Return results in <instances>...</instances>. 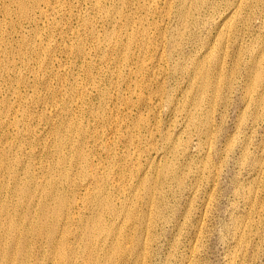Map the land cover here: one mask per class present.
<instances>
[{
  "label": "rangeland",
  "instance_id": "obj_1",
  "mask_svg": "<svg viewBox=\"0 0 264 264\" xmlns=\"http://www.w3.org/2000/svg\"><path fill=\"white\" fill-rule=\"evenodd\" d=\"M32 1L35 3L32 23L24 18L20 20L19 16H15V20L20 23L18 29H20L21 34H29L33 45L35 43L36 52L35 55L33 54L34 57L28 58L25 53L21 54L17 51L15 52V60L16 63H19L17 68L18 71L21 69L19 71L21 76L29 74V70H26L28 65L33 67L34 72L38 74L35 75L36 80L33 77L29 81L30 84L32 83L31 89H33V92L29 94L33 95H30L31 97L26 95L19 102L13 99V102L16 105L19 104V108L21 107L17 113L18 116H16L20 124L16 131H11L13 136L11 135V139L8 140L9 143H14L13 147H9V143L2 144L0 142V150L2 148L5 150L4 147H6L7 150L5 151L9 152L6 153L4 160L0 157V224L2 225H0V235L7 233L11 219L16 220L19 223L18 229L29 228L31 230L26 232V239L28 240V247L26 248L29 252L27 264H52L47 252V238H44L48 237L50 227H57L60 232L63 229L65 231L70 230L71 234L74 233L72 237L78 233L76 237L82 235L83 238L90 234L94 223L99 222V218L102 217L101 219L104 221L100 219V224L103 226L102 233L98 232L101 233L100 235L97 233L98 237L101 236V243L106 238L110 241L111 237L108 236L106 229L111 228L112 225L114 229H119L123 234L121 240L127 247V251L125 258L119 260L118 264L124 262V264H264V104L255 103L261 98L264 99V80L260 81L256 76L258 72L264 71V60L260 59L261 57L264 58V16H260V10L253 9L255 15H252V20L246 11H242L244 13L242 16L248 17L250 23L247 25L241 22L239 24L241 28L239 38L236 42L228 43V40H220L219 32L222 23L231 14L230 7L238 4L237 0H233V2L232 0H220L221 2L211 0L208 7L205 6L199 10L195 6L190 7V14L193 13L188 23V27H190L185 29L186 32L183 29L186 36L183 42L180 40L178 53H172V41L177 38V31L181 29L176 14L182 5L177 0H173L174 2L171 0H145L147 3L143 0H140L141 2L132 0L130 5L109 0ZM119 3H122V6ZM170 3H174V6L170 7ZM51 5L54 7L52 8ZM114 5H117L119 10H123L122 13H118V11L115 13V10L111 11V8L114 9ZM143 5H146L145 8ZM187 5L189 7L191 4L188 3ZM126 6L128 7L126 8ZM209 7L213 9H209ZM105 9L113 13V17L116 14L115 19L107 18V15L103 13ZM39 10L44 12H41L43 16L39 14ZM49 11L52 13L50 14ZM120 15H124L122 16L123 19ZM125 16H127L126 19ZM3 17L1 15L0 18ZM110 19H113L112 22L109 21ZM26 24L28 25L26 26ZM6 25L4 31L9 30V24ZM111 31L116 32V40L105 39L108 33H112ZM143 32L147 34L145 35ZM16 35L15 37L18 38L19 34ZM216 35L218 40H215ZM38 36L40 37L38 38ZM131 36H134L136 40L131 43V48L126 49ZM117 39H119L118 43ZM259 43L263 44L260 45ZM115 44H118L117 47ZM209 46L214 51L213 57L227 55L224 64V76L221 79L223 82H220L219 92L216 94L215 109L212 108L211 112L205 109L200 114L203 120L208 117V114L212 115H210L212 119V121L210 119L211 132L209 136L202 138L198 136V133L192 132L191 145L188 150L183 151V144L188 139V130H190L186 126V113L189 109L186 111L184 104L185 101L191 104L193 97L194 99L199 97L191 88L194 81L192 69L196 63L194 59H198L206 47L209 50ZM77 49L82 52L78 54ZM126 50L129 55L128 58H125ZM238 52L239 54L242 53V59L237 54ZM253 55L254 57L257 55L255 59L257 61L255 62L257 64L256 70L260 68L261 70H257L258 72L253 69L251 72L250 69L242 71L244 62L250 60ZM235 59H239V61ZM215 61L213 60L209 63L210 65L208 64L212 70L215 69ZM237 62L240 64L239 66H237ZM238 67V71L235 72ZM41 70H43L42 73ZM252 77L253 79H251ZM249 80L253 81L250 82ZM255 85L259 87L257 88ZM15 87H18L17 89L22 94L27 91L26 85L19 84V82L15 83ZM249 89L254 93V101L245 100L243 96ZM158 90L160 91L158 92ZM188 90H192L191 93H188ZM154 93L159 95L156 96ZM192 95L194 96L190 97ZM209 95L212 96L213 93H209ZM170 97L175 100L176 105L168 101ZM182 103L183 105H181ZM180 109L181 112H179ZM24 110H27V114L22 115ZM83 127L85 133H80L79 131H82ZM2 134L3 132H1ZM165 135L172 136L176 143L166 141ZM208 137L210 140L207 139ZM60 138H67L66 141H68H65L61 149L58 150ZM4 141L7 142L6 139ZM73 143L77 144L73 146ZM80 143L82 147L79 145ZM175 144L180 145L176 152L172 147ZM203 144H207V146ZM79 151L87 156L88 163L79 158ZM9 157H11L10 160H8ZM7 160L11 161L13 169L6 172ZM165 163H170L178 168L177 179L169 178L164 173L161 174L166 166ZM96 174L98 175L96 176ZM61 175L67 177V180H62ZM14 176H17L18 181L20 180L19 184L22 186L18 185L19 187L31 191L29 195H25L22 193L23 190L21 191L15 186ZM159 177L164 178V182L157 179ZM54 178L61 185L57 184L56 192L53 193L57 197L49 198L47 195L49 182H46L48 180L45 179L55 180ZM147 180L155 186L153 191L156 197L155 203L149 199V190L146 187ZM66 181L71 184L69 188V183ZM63 183L65 184L63 185ZM98 184H102L101 187ZM15 187L19 191H15ZM60 189L66 193L63 194ZM122 189L124 190L122 191ZM62 196L66 197V200L69 198L66 207L63 206L64 208L59 204L61 201L59 198ZM94 198L95 200H93ZM99 199L101 200L98 201ZM88 201H91L90 204ZM94 201L96 202L94 203ZM6 204L7 206H5ZM13 204H16L15 207ZM102 204H109L110 208H108L109 205L107 207L104 205L103 208L101 207ZM94 206L96 207L93 208ZM107 208L108 210L112 208L117 212L108 211ZM5 209L9 212H5ZM98 209H101L100 213H98ZM102 209L106 210V213ZM58 210L60 212H57ZM156 210L158 211L156 212ZM66 212L67 214H65ZM128 212L133 213L134 219L130 220L126 215ZM13 215L17 217L14 218ZM68 215L72 221L68 218L65 219ZM155 215H158V218ZM103 217L106 221L108 220L107 223ZM1 221L4 223L2 224ZM108 224L109 227L106 226ZM146 224L147 226H145ZM80 229L84 232H81ZM4 230L7 231L4 232ZM130 235L134 238L137 237L136 241L139 243L135 247L136 249H133L134 251L130 248L136 242L133 243L128 240ZM2 241L0 243L3 251L6 242L3 241V243ZM9 242L12 240L10 239ZM83 247L84 244L82 243L80 254H82ZM13 248H15L14 245ZM128 250H131L130 253ZM0 255V264H7L3 260L1 251ZM79 258L78 256L76 260Z\"/></svg>",
  "mask_w": 264,
  "mask_h": 264
},
{
  "label": "bare ground",
  "instance_id": "obj_2",
  "mask_svg": "<svg viewBox=\"0 0 264 264\" xmlns=\"http://www.w3.org/2000/svg\"><path fill=\"white\" fill-rule=\"evenodd\" d=\"M44 1V0H43ZM42 1V2H43ZM105 1V0H104ZM109 1H112V2H122L123 3V5H130L131 4V1L132 0H109ZM137 1H140V0H137ZM144 2H145V0H143ZM156 1V0H155ZM154 1V2H155ZM158 1V0H157ZM171 1H173V0H171ZM178 2H180V4L182 5V6H180V9L178 10V14H176L177 15V17H178V19H179V21L178 22H180V24H181V29H179L178 31H177V29H176V31H177V38L174 40V41H172L173 42V44H172V53H174V52H176V53H178V51H179V48H178V46H179V43H180V40H182V42H183V39H184V37L186 36L185 35V33H184V31H185V29H187V27H188V23H189V19H190V16H191V14H193V13H191L190 14V11H191V8L190 7H193V6H195L196 7V9H201V8H203V7H208V3H209V1H211V0H177ZM214 1V0H213ZM220 1V0H219ZM218 1V2H219ZM238 1V4H234L232 7H230L231 9H230V12H231V14L230 15H228V17H227V19L226 18H223V19H226V20H224V23H222L223 25L221 26V29H220V32H219V36H220V40L222 41V40H228V43H230L231 41H233V42H236L237 41V39L239 38V35H240V31H241V28H240V26H239V24L242 22L243 24H249L250 23V21H249V18L252 20V15H255L254 14V10L253 9H258V10H260V16H264V0H237ZM36 2V1H35ZM40 2H41V0H40ZM46 2V1H45ZM134 2V1H133ZM132 2V3H133ZM141 2V1H140ZM149 2V1H148ZM153 2V1H152ZM169 2V1H168ZM174 2V1H173ZM177 2V3H178ZM217 2V1H216ZM221 2V1H220ZM227 2H229V1H227ZM232 2H233V0H232ZM235 2V1H234ZM51 3V2H50ZM121 3V4H122ZM143 3V2H142ZM145 3H147V2H145ZM144 3V4H145ZM191 4L189 7H187L188 5L187 4ZM230 3V2H229ZM38 4V3H37ZM36 4V5H37ZM53 4V3H52ZM105 4V3H104ZM115 4V3H114ZM118 4V3H117ZM120 4V3H119ZM120 4V6H122ZM134 4V3H133ZM149 4V3H148ZM147 4V5H148ZM154 4V3H153ZM157 4V3H156ZM165 4H166V2H165ZM169 4V3H168ZM174 3H170V7L171 6H174L173 5ZM179 4V5H180ZM231 4V3H230ZM230 4L228 5V6H230ZM49 5V4H48ZM150 5V4H149ZM178 5V6H179ZM223 5V4H222ZM226 5V6H227ZM117 6V5H116ZM115 5H114V9H112L111 8V11L113 10H115V13H117V11H118V13L119 12H121L122 13V11L121 10H119V8H118V6L116 7ZM132 6V5H131ZM140 6V5H139ZM144 6V8H145V6L146 5H143ZM152 6V5H151ZM177 6V5H176ZM213 6V5H212ZM211 6V7H212ZM225 6V7H226ZM38 7H40V6H38ZM37 7V8H38ZM49 7H50V5H49ZM51 7H52V5H51ZM53 7H54V5H53ZM52 7V8H53ZM106 7V6H105ZM124 7V6H123ZM122 7V8H123ZM128 6H126V8H127ZM135 7V6H134ZM149 7V6H148ZM42 8V7H41ZM125 8V9H126ZM140 8V7H139ZM142 8V7H141ZM166 8V7H165ZM223 8V7H222ZM34 9H35V3L32 1V0H0V17H1V15L2 16H4L3 18H0V142H2V144L3 143H5V144H7V143H9V138H10V136L12 135L13 136V132H11V131H16V129L18 128V126H19V120L17 119V117L16 116H18L17 115V113L19 112V110H20V108L18 107V106H20L19 104L18 105H16L14 102H13V99H15L14 101H16V102H19L20 100H22V98H24L26 95H28V97H31L33 94H29L30 92H33V89H31L32 88V83L30 84L29 83V81H30V79L31 78H33V77H35L34 78V80H36V76L35 75H37L38 73L37 72H34V70L31 68V66L30 65H28L27 66V68L28 69H26V70H29V74L28 75H25V76H21L20 75V73L21 72H19L18 71V68H17V64H19V63H16L17 61L15 60V52H17L18 51V53H25L26 55H27V57L29 58V57H32L33 56V54L36 52V47L34 48V45H35V43H34V45H33V43H32V40L29 38V34L28 35H26V34H21V31H19L20 29H18V25L20 24L17 20H15L16 18H15V16H19L20 17V20H21V18H24V19H26V20H28V22H31L32 20H33V12H34ZM55 9V8H54ZM108 9V8H107ZM107 9H105V10H103V13H105L106 15H107V18H114L115 19V15H114V17H113V13H110V11L108 10L107 11ZM121 9V8H120ZM131 9V8H130ZM174 9V8H173ZM205 9V8H204ZM209 9H213V8H210L209 7ZM247 9H249L248 11H247ZM41 10H43V8L41 9ZM46 10V9H45ZM47 10H48V8H47ZM135 10V9H134ZM143 10V9H142ZM228 10V9H227ZM36 11V10H35ZM38 11V10H37ZM40 11V10H39ZM52 12H53V9L51 10ZM193 12H194V10H192ZM214 11V10H213ZM220 11V10H219ZM223 11V10H222ZM242 11H246L247 13V15H248V17H243L242 15L244 14ZM41 12H43V11H40V13L39 14H41ZM50 12V11H49ZM48 12V13H49ZM52 12H50V14L52 13ZM56 12V10L54 11V13ZM145 12V11H144ZM205 12V11H204ZM224 12V11H223ZM44 13V12H43ZM124 13H125V11H124ZM123 13V14H124ZM198 13V12H197ZM210 13V12H209ZM243 13V14H242ZM256 13V12H255ZM165 14V13H164ZM166 14H168V13H166ZM205 14V13H204ZM38 15V14H37ZM42 15V14H41ZM53 15V14H52ZM118 15V14H117ZM125 15V14H124ZM124 15H122V16H124ZM128 15V14H127ZM155 15V14H154ZM197 15V14H196ZM223 15V14H222ZM225 15V14H224ZM43 16V15H42ZM102 16V15H101ZM104 16V15H103ZM121 16V15H120ZM121 16V17H122ZM129 16V15H128ZM221 16V15H220ZM41 17V16H40ZM44 17H45V14H44ZM105 17V16H104ZM126 17L127 16H125V19H126ZM165 17H167V16H165ZM200 17V16H199ZM106 18V17H105ZM210 18V17H209ZM39 19V18H38ZM45 19H48V18H45ZM121 19V18H120ZM122 19H123V17H122ZM146 19V18H145ZM144 19V20H145ZM148 19V18H147ZM211 19V18H210ZM35 20H37V19H35ZM111 20H113V19H110L109 21L110 22H112ZM117 20V19H116ZM130 20V19H129ZM162 20V19H161ZM25 21V20H24ZM39 21H40V19H39ZM192 21H194V20H192ZM202 21V20H201ZM206 21V20H205ZM204 21V22H205ZM215 21V20H214ZM223 21V20H222ZM263 21V20H262ZM23 22V21H22ZM21 22V23H22ZM27 22V21H26ZM25 22V23H26ZM34 22V21H33ZM37 22V21H36ZM129 22V21H128ZM145 22H146V20H145ZM144 22V23H145ZM195 22V21H194ZM198 22V21H197ZM200 22V21H199ZM9 24V30H7V31H4V28L6 29V27H4L6 24ZM32 23V22H31ZM37 23H39V22H37ZM127 23V22H126ZM149 23V22H148ZM191 23V22H190ZM7 24V25H8ZM111 24V23H110ZM129 24V23H128ZM198 24V23H197ZM201 24V23H200ZM254 24V23H253ZM6 25V26H7ZM28 24H26V26H27ZM196 25V24H195ZM203 25V24H202ZM108 26H109V24H108ZM128 26H130V25H128ZM156 26H157V24H156ZM192 26H193V24H192ZM199 26V25H198ZM242 26V25H241ZM244 26V25H243ZM24 27V26H23ZM32 27V26H31ZM154 27V26H153ZM176 27V26H175ZM190 27V26H189ZM188 27V28H189ZM246 27V26H245ZM249 27V26H248ZM20 28V27H19ZM28 28V27H27ZM125 28H127V27H125ZM216 28V27H215ZM244 28V27H243ZM183 29H184V31H183ZM25 30V29H24ZM30 30V29H29ZM153 30V29H152ZM161 30V29H160ZM213 30V29H212ZM246 30V29H245ZM26 31V30H25ZM27 31H28V29H27ZM114 31V30H113ZM175 31V30H174ZM244 31V30H243ZM29 32V31H28ZM112 32V31H111ZM119 32H120V30H119ZM186 32V31H185ZM251 32V31H250ZM253 32V31H252ZM19 34V37L18 38H16L15 37V35L16 34ZM40 33V32H39ZM116 33V32H115ZM114 32H112V33H106L107 35H106V37H105V39H107V38H109V39H114V40H116L115 39V37H116V34H115ZM144 34H145V32H143ZM189 33H190V31H189ZM188 33V34H189ZM198 33V32H197ZM217 33H218V30H217ZM243 33H245V32H243ZM128 34V33H127ZM131 34V33H130ZM133 34V33H132ZM140 34V33H139ZM147 34V33H146ZM145 34V35H146ZM211 34H212V32H211ZM215 34V33H214ZM250 34V33H249ZM256 34H257V32H256ZM261 34V33H260ZM33 35V34H32ZM39 35V34H38ZM41 35V34H40ZM43 35V34H42ZM154 35V34H153ZM176 35V34H175ZM17 36V35H16ZM128 36V35H127ZM143 36V35H142ZM152 36V35H151ZM204 36V35H203ZM263 36V35H262ZM37 37V36H36ZM40 36H38V38H39ZM102 37V36H101ZM146 37V36H145ZM210 37V36H209ZM214 37V36H213ZM260 37V36H259ZM35 38V37H34ZM42 38V37H41ZM255 38V37H254ZM37 39V38H36ZM103 39H104V37H103ZM104 39V41H106ZM108 39V40H109ZM147 39V38H146ZM173 39V38H172ZM217 39V35H216V37H215V40ZM256 39V38H255ZM260 39V38H259ZM101 40V39H100ZM118 40L119 39H117V43H118ZM121 40V39H120ZM136 39H135V37L134 36H131L130 38H129V43H128V45L125 47L126 49H129V48H131L130 47V45H131V43H133L134 41H135ZM187 40V39H186ZM218 40V39H217ZM40 41V40H39ZM103 41V40H102ZM223 41V42H224ZM252 41V40H251ZM255 41H257V40H255ZM261 41V40H260ZM98 42H99V40H98ZM111 42V41H110ZM207 42H209V41H207ZM42 43H43V41H42ZM100 43V42H99ZM102 43V42H101ZM105 43V42H104ZM103 43V44H104ZM113 43H115V42H113ZM219 43V42H218ZM257 43V42H256ZM264 43V42H263ZM262 43V44H263ZM105 44H107V42L105 43ZM109 44H111V43H109ZM136 44V43H135ZM143 44V43H142ZM146 44V43H145ZM160 44V43H159ZM208 44V43H207ZM220 44V43H219ZM225 44V43H224ZM223 44V45H224ZM238 44V43H237ZM260 44V43H259ZM262 44H260V45H262ZM116 45V44H115ZM118 45V44H117ZM117 45H116V47H117ZM133 45V44H132ZM181 45V44H180ZM211 45V44H210ZM214 45V44H213ZM212 45V46H213ZM218 45V44H217ZM252 45V44H251ZM253 45H254V43H253ZM258 45V44H257ZM107 46V45H106ZM171 46V45H170ZM222 46V45H221ZM220 46V47H221ZM226 46V45H225ZM241 46V45H240ZM46 47V46H45ZM103 47V46H102ZM107 47H109V46H107ZM151 47V46H150ZM156 47V46H155ZM181 47V46H180ZM215 47V46H214ZM236 47V46H235ZM244 47H245V45H244ZM244 47H243V49H244ZM48 48H50V47H48ZM82 48V47H81ZM123 48V47H122ZM159 48V47H158ZM216 48V47H215ZM218 48H219V46H218ZM224 48V47H223ZM249 48H253V47H249ZM107 49V48H106ZM171 49V48H170ZM181 49V48H180ZM225 49V48H224ZM245 49H246V47H245ZM245 49H244V51H245ZM255 49V48H254ZM84 50V49H83ZM104 50V49H103ZM110 50V49H109ZM122 50V49H121ZM146 50V49H145ZM238 50V49H237ZM247 50V49H246ZM263 50V49H262ZM44 51V50H43ZM47 51V50H46ZM239 51V50H238ZM248 51V50H247ZM77 52H78V54H79V52L81 53L82 51L79 49H77ZM84 52V51H83ZM126 52H127V50L125 51V53L124 54H126ZM132 52V51H131ZM171 52V51H170ZM214 51H213V49H212V47L210 48V46H209V50H208V47H206L205 48V51L201 54L200 53V55H199V57H198V59H194V61L196 62L195 64H194V67H193V69H192V72H193V74H194V81H193V83H192V86H191V88H192V90L197 94V95H199V97H197V98H195L194 99V95H192V96H190V97H193V99L191 100V104L189 105L186 101H185V107H186V111H187V119H186V117H185V119H186V122H187V125L186 126H188L189 128L188 129H190V130H188V135H189V137H188V139H186V141H185V143L183 144V151H185V150H188L189 149V147H190V145H191V141H192V132H194V133H198V136L200 137V138H202V137H207V136H209V134H210V132H211V123H210V119H211V116L207 113V112H205V114L207 113L208 114V117L205 119V120H203L201 117L202 116H200V114H201V112L203 111V110H208V112L210 111L211 112V110H212V108H214L215 107V100H216V94H217V92H219V85L221 84L220 82H223V81H221V79H222V77L224 76L223 75V71L225 70L224 69V64H225V62H226V56L227 55H219V56H214L213 57V53ZM251 52V51H250ZM40 53V52H39ZM90 53V52H89ZM120 53V52H119ZM133 53V52H132ZM227 53V52H226ZM236 53V52H235ZM246 53V52H245ZM24 54V55H25ZM110 54V53H109ZM237 54H239V52L237 53ZM244 54V53H243ZM261 54V53H260ZM35 55V54H34ZM86 55V54H85ZM107 55V54H106ZM240 55V57H241V55H242V53L241 54H239ZM18 56V55H17ZM87 56H89V55H87ZM128 52H127V54H126V56H125V58H128ZM154 56V55H153ZM161 56V55H160ZM163 56V55H162ZM238 56V55H237ZM243 56V55H242ZM249 56V55H248ZM257 56V55H256ZM256 56L254 57V55L250 58V60H246L245 62H244V68L243 69H241L242 71H245V70H248V69H250V72H251V69H253V70H255V71H257V70H261V68L260 69H257L256 70V63L255 62H257L255 59H256ZM261 56V55H260ZM22 57V56H21ZM34 57V56H33ZM82 57H84V56H82ZM86 57V56H85ZM143 57V56H142ZM193 57V56H192ZM18 58V57H17ZM26 58V57H25ZM124 58V59H125ZM145 58V57H144ZM160 58V57H159ZM234 58V57H233ZM236 58H238V57H236ZM30 59H32V58H30ZM29 59V60H30ZM45 59V58H44ZM43 59V60H44ZM114 59V58H113ZM120 59V58H119ZM163 59V58H162ZM241 59H242V57H241ZM246 59V58H245ZM260 59H263L264 60V58H260ZM141 60V59H140ZM174 60V59H173ZM215 61L216 62V66H215V69L214 70H212L210 67H208V64L209 63H211L212 61ZM235 60H237V61H239V59H235ZM258 60V59H257ZM40 61V60H39ZM125 61V60H124ZM162 61V60H161ZM25 62V61H24ZM33 62H34V60H33ZM168 62V61H167ZM42 63V62H41ZM131 63V62H130ZM137 63V62H136ZM177 63V62H176ZM227 63H229V62H227ZM238 63V62H237ZM261 63H262V61H261ZM116 64V63H115ZM144 64H147V63H144ZM215 64V63H214ZM148 65V64H147ZM210 65V64H209ZM234 65V64H233ZM240 64L238 63V65L237 66H239ZM250 65V66H249ZM259 65H261V64H259ZM132 67V66H131ZM212 67V66H211ZM233 67V66H232ZM263 67V66H262ZM174 68H175V65H174ZM35 69V68H34ZM122 69V68H121ZM168 69V68H167ZM235 69V68H234ZM233 69V70H234ZM238 69H239V67L235 70V72L236 71H238ZM23 70V69H22ZM191 70V69H190ZM232 70V71H233ZM263 70V69H262ZM42 71L43 70H41V73H42ZM117 71V70H116ZM230 71V70H229ZM19 72V73H18ZM40 72V71H39ZM139 72V71H138ZM157 72V71H156ZM159 72V71H158ZM164 72V71H163ZM182 72V71H181ZM234 72V71H233ZM234 72V73H235ZM241 72V71H240ZM249 72V73H250ZM258 72V71H257ZM24 73V72H23ZM36 73V74H35ZM40 73V74H41ZM115 73H117V72H115ZM129 73H131V72H129ZM154 73H155V71H154ZM189 73H191L190 71H189ZM216 73V74H215ZM246 73H248V72H246ZM139 74V73H138ZM193 74H192V76H193ZM229 74H230V72H229ZM228 74V75H229ZM232 74V73H231ZM254 74H256V73H254ZM123 75V74H122ZM168 75V74H167ZM190 75V74H189ZM252 75V74H251ZM41 76H42V74H41ZM93 76V75H92ZM118 76V75H117ZM121 76V75H120ZM247 77H248V75H246ZM257 76V79L258 80H260V81H263L264 80V71H261V72H258V74L256 75ZM38 77V76H37ZM43 77V76H42ZM41 77V78H42ZM160 77V76H159ZM228 77V76H227ZM234 77V76H233ZM249 77H251L250 76V74H249ZM40 78V77H39ZM44 78V77H43ZM149 78V77H148ZM232 78V77H231ZM235 78V77H234ZM241 78V77H240ZM47 79V78H46ZM49 79V78H48ZM115 79V78H114ZM121 79V78H120ZM189 79H190V77H189ZM192 79V78H191ZM227 79V78H226ZM238 79V78H237ZM251 79H253V77L251 78ZM257 79H255V80H257ZM32 80V79H31ZM95 80V79H94ZM139 80V79H138ZM234 80V79H233ZM233 80H231V81H233ZM239 80V79H238ZM135 81V80H134ZM147 81V80H146ZM225 81V80H224ZM228 81V80H227ZM231 81H229V82H231ZM245 81V80H244ZM250 81V80H249ZM253 81V80H252ZM252 81H250V82H252ZM16 82H19V84H24V85H26V87H27V91H26V93L24 94H22L16 87H15V83ZM47 82V81H46ZM92 82H93V79H92ZM91 82V83H92ZM117 82V81H116ZM246 82H248L247 80H246ZM174 83V82H173ZM228 83V82H227ZM233 83V82H232ZM245 83V82H244ZM253 83H255V82H253ZM181 84V83H180ZM224 84V83H223ZM222 84V85H223ZM231 84V83H230ZM229 84V85H230ZM246 84V83H245ZM251 84V83H250ZM257 84V83H256ZM259 84V83H258ZM94 85V83L92 84V86ZM141 85V84H140ZM247 85V84H246ZM21 86V85H20ZM121 86V85H120ZM161 86V85H160ZM187 86V85H186ZM185 86V87H186ZM250 86V85H249ZM248 86V87H249ZM253 86V85H252ZM256 86V85H255ZM24 87V86H23ZM33 87H36V86H33ZM222 87V86H221ZM247 87V86H246ZM245 87V88H246ZM257 87V86H256ZM259 87V86H258ZM257 87V88H258ZM93 88V87H92ZM95 88H96V86H95ZM153 88V87H152ZM230 88V87H229ZM228 88V90H231V89H229ZM232 88V87H231ZM250 88V87H249ZM140 89V88H139ZM142 89V88H141ZM162 89V88H161ZM248 89V88H247ZM251 89H252V87H251ZM251 89H249L248 91H247V93L245 94V95H243L244 97H245V100L246 99H249V100H252V101H254L255 100V96H254V93H253V91L251 90ZM256 89V88H255ZM25 90H26V88H25ZM35 90V89H34ZM92 90V89H91ZM165 90V89H164ZM190 90V89H189ZM188 90V93L190 92L191 93V91H189ZM221 90V89H220ZM243 90V89H242ZM254 90V89H253ZM258 90V89H257ZM38 91V90H37ZM83 91V90H82ZM86 91V90H85ZM160 90H158V92H159ZM245 91V90H244ZM84 92V91H83ZM82 92V93H83ZM227 92V91H226ZM134 93V92H133ZM168 93V92H167ZM187 93V94H188ZM209 93L210 94H212L213 93V95L212 96H210L209 95ZM261 93H262V91H261ZM7 94V95H6ZM79 94V93H78ZM81 94V93H80ZM155 94V93H154ZM263 94H264V92H263ZM31 95V96H30ZM99 95V94H98ZM156 96L157 95H159V94H155ZM260 95H262V94H260ZM35 96V95H34ZM39 96H40V94H39ZM102 96V95H101ZM136 96V95H135ZM175 96V95H174ZM227 96V95H226ZM264 96V95H263ZM27 97V98H28ZM110 97V96H109ZM161 97V96H160ZM185 97V96H184ZM262 97V96H261ZM27 98H26V100H27ZM35 98V97H34ZM108 98V97H107ZM171 98V99H170ZM170 98H168V101L171 103V104H175L176 105V103L174 102L175 100L172 98V97H170ZM188 98V97H187ZM226 98V97H225ZM224 98V99H225ZM260 98V97H259ZM264 98V97H263ZM150 99V98H149ZM227 99H228V96H227ZM226 99V100H227ZM244 99V98H243ZM262 99V98H261ZM257 100L255 103H262V104H264V99H262V100ZM25 100V101H26ZM24 101V102H25ZM33 101V100H32ZM103 101V100H102ZM112 101V100H111ZM127 101V100H126ZM135 101V100H134ZM29 102V101H28ZM31 102V101H30ZM251 102V101H250ZM27 103V102H26ZM89 103H90V101H89ZM153 103V102H152ZM23 104V103H22ZM21 104V105H22ZM248 104H250V103H248ZM75 105H77V104H75ZM180 105V104H179ZM181 105H183V103L181 104ZM190 106L189 108L187 107V106ZM226 105H228V104H226ZM158 106V105H157ZM171 106V105H170ZM256 106V105H255ZM259 106V105H258ZM23 107V106H22ZM79 107V106H78ZM121 107V106H120ZM155 107V106H154ZM247 107V106H246ZM94 108V107H93ZM145 108H147V107H145ZM161 108V107H160ZM172 108V107H171ZM179 108V107H178ZM177 108V109H178ZM182 108V107H181ZM191 108V109H190ZM25 109V108H24ZM81 109V108H80ZM111 109V108H110ZM215 109V108H214ZM22 110H23V108H22ZM56 110V109H55ZM59 110V109H58ZM112 110H114V109H112ZM247 110V109H246ZM178 111V110H177ZM27 112V110H24V113L22 114V115H24V114H27L26 113ZM59 112V111H58ZM100 112V111H99ZM108 112V111H107ZM156 112V111H155ZM175 112V111H174ZM179 112H181V109L179 110ZM149 113V112H148ZM248 113V112H247ZM90 114V113H89ZM96 114V113H95ZM154 114V113H153ZM212 114H213V112H212ZM260 114V113H259ZM21 115V116H22ZM30 115V114H29ZM28 115V116H29ZM141 115H142V113H141ZM179 116V115H178ZM185 116V115H184ZM244 116V115H243ZM29 117H31V116H29ZM109 117V116H108ZM177 117V116H176ZM5 118V119H4ZM20 118V117H19ZM114 118V117H113ZM143 118H145V117H143ZM142 118V119H143ZM157 118V117H156ZM184 118V117H183ZM109 119V118H108ZM141 119V120H142ZM148 119V118H147ZM179 119H180V116H179ZM242 119V118H241ZM90 120V119H89ZM120 120V119H119ZM118 120V121H119ZM139 120V119H138ZM167 120V119H166ZM32 121V120H31ZM96 121V120H95ZM107 121V120H106ZM126 121V120H125ZM176 121V120H175ZM211 121H212V119H211ZM241 121V120H240ZM100 123V122H99ZM107 123V122H106ZM131 123V122H130ZM150 123V122H149ZM238 123V122H237ZM136 124V123H135ZM146 124V123H145ZM105 125V124H104ZM185 125H183V126H185ZM88 126V125H87ZM107 126V125H106ZM161 126V125H160ZM105 127V126H104ZM137 127V126H136ZM135 127V128H136ZM149 127V126H148ZM158 127V126H157ZM111 128V127H110ZM119 128V127H118ZM214 128V127H213ZM115 129V128H114ZM128 129V128H127ZM141 129H143V128H141ZM170 129V128H169ZM184 129V128H183ZM90 130V129H89ZM110 130V129H109ZM119 130V129H118ZM69 131V130H68ZM103 131V130H102ZM167 131V130H166ZM170 131V130H169ZM251 131V130H250ZM1 132H3V134L1 135ZM80 133H83L84 132V127H83V129H82V131H79ZM140 132V131H139ZM180 132V131H179ZM233 132H235V131H233ZM85 133V132H84ZM184 133V132H183ZM78 134V133H77ZM178 134H180V133H178ZM217 134V133H216ZM15 135V134H14ZM141 135V134H140ZM155 135V134H154ZM170 135V134H169ZM78 136V135H77ZM164 136V135H163ZM178 136V135H177ZM180 136V135H179ZM162 137V136H161ZM165 137H166V141H169V142H172L173 144H174V138L171 136H167V135H165ZM186 137V136H185ZM235 137V136H234ZM14 138V137H13ZM69 138V137H68ZM4 139H6V141L7 142H3V140ZM11 139V138H10ZM17 139V138H16ZM66 139L67 138H64V139H61L60 138V140H59V144H58V150H60L61 149V147H62V145L65 143V141H66ZM91 139V138H90ZM110 139V138H109ZM138 139V138H137ZM179 139V138H178ZM207 139H209V137L207 138ZM14 140V139H13ZM80 140V139H79ZM86 140V139H85ZM89 140V139H88ZM210 140V139H209ZM209 140H208V142H209ZM68 141V140H67ZM66 141V142H67ZM201 141V140H200ZM12 142V141H11ZM79 142H81V141H79ZM177 142H180V141H177ZM183 142V141H182ZM78 143V142H77ZM77 143H75V144H77ZM158 143V142H157ZM166 143V142H165ZM176 143V142H175ZM204 143V142H203ZM210 143V142H209ZM227 143V142H226ZM10 144V146L9 147H13V144H11V143H9ZM16 144V143H15ZM74 143H73V146L75 145ZM132 144V143H131ZM234 144V143H233ZM79 145H81V143L79 144ZM204 145V144H203ZM213 145V144H212ZM6 146V145H5ZM18 146V145H17ZM65 146H66V144H65ZM85 146V145H84ZM87 146V145H86ZM135 146V145H134ZM161 146V145H160ZM178 146H180V145H178ZM177 146V144H175V145H172V147H173V150L176 152V150H177V148H179ZM204 146H207V144L206 145H204ZM209 146V145H208ZM224 146V145H223ZM8 147V148H9ZM78 147V146H77ZM81 147H82V145H81ZM80 147V148H81ZM91 147V146H90ZM172 147H170V148H172ZM230 147V146H229ZM5 148V150H7L6 149V147H4ZM17 148V147H16ZM65 148V147H64ZM67 148V147H66ZM76 148V147H75ZM169 148V149H170ZM181 148V147H180ZM200 148V147H199ZM204 148V147H203ZM10 149V148H9ZM245 149V148H244ZM3 148L0 150V157H2V159L4 160L5 159V156H6V153H9V152H6ZM63 150V149H62ZM67 150V149H66ZM76 150V149H75ZM78 150H80V149H78ZM210 150V149H209ZM12 151V150H11ZM92 151V150H91ZM180 151V150H179ZM204 151V150H203ZM208 151V150H207ZM16 152V151H15ZM62 152V151H61ZM72 152V151H71ZM166 152H168V151H166ZM178 152V151H177ZM199 152V151H198ZM12 153V152H11ZM10 153V154H11ZM57 153V152H56ZM68 153V152H67ZM77 153V152H76ZM82 153V154H81ZM85 153V152H84ZM107 153V152H106ZM150 153V152H149ZM148 153V154H149ZM161 153H163V152H161ZM170 153V152H169ZM172 153V152H171ZM208 153V152H207ZM225 153V152H224ZM81 154V155H80ZM154 154V153H153ZM178 154V153H177ZM209 154V153H208ZM77 155V154H76ZM78 155L80 156L79 158H81V159H83L85 162H87V156L85 155V154H83V152H78ZM207 155V154H206ZM69 156V155H68ZM208 156V155H207ZM210 156V155H209ZM8 157V156H7ZM71 157V156H70ZM160 157V156H159ZM203 157V156H202ZM10 158L11 157H9V159L8 160H10ZM14 159H15V156L13 157ZM12 158V159H13ZM18 158V157H17ZM77 158H78V156H77ZM78 158V159H79ZM171 158H172V156H171ZM63 159H65V158H63ZM62 159V160H63ZM69 159V158H68ZM137 159V158H136ZM7 160V161H8ZM18 160V159H17ZM47 160V159H46ZM89 160V159H88ZM152 160V159H151ZM150 160V161H151ZM175 160V159H174ZM192 160V159H191ZM222 160V159H221ZM65 161V160H64ZM71 161V160H70ZM90 161V160H89ZM157 161H159V160H157ZM209 161V160H208ZM11 161H8V163L6 164L7 165V169H6V172L7 171H11V169H13V167H12V163H10ZM16 162V161H15ZM21 162V161H20ZM166 162V161H165ZM79 163V162H78ZM88 163V162H87ZM174 163V162H173ZM200 163V162H199ZM222 163V162H221ZM5 164V163H4ZM3 164V165H4ZM16 164H17V162H16ZM20 164V163H19ZM81 164V163H80ZM166 164V163H165ZM2 165V167H4ZM64 165H65V163H64ZM89 165V164H88ZM93 165V164H92ZM94 165H96V164H94ZM207 165V164H206ZM14 166V165H13ZM91 166V165H90ZM97 166V165H96ZM74 167V166H73ZM199 167V166H198ZM205 167H207V166H205ZM204 167V168H205ZM221 167V166H220ZM219 167V168H220ZM17 168V167H16ZM82 168V167H81ZM92 168V167H91ZM162 168V167H161ZM52 169V168H51ZM156 169V168H155ZM163 169V168H162ZM20 170V169H19ZM110 170V169H109ZM154 170V169H153ZM192 170V169H191ZM15 171V170H14ZM56 171V170H55ZM64 171V170H63ZM96 171V170H95ZM155 171V170H154ZM162 171V170H161ZM200 171V170H199ZM73 172V171H72ZM85 172V171H84ZM88 172V171H87ZM93 172V171H92ZM121 172V171H120ZM157 172V171H156ZM182 172V171H181ZM189 172V171H188ZM205 172V171H204ZM34 173V172H33ZM65 173V172H64ZM162 173H164V174H166L167 176H169V178L171 177V178H178V168L177 167H174L172 164H170V163H168V164H166V166L164 167V171L163 172H161V174ZM183 173V172H182ZM16 174H18V173H16ZM50 174V173H49ZM75 174H77V173H75ZM101 174V173H100ZM103 174V173H102ZM10 175V174H9ZM84 175V174H83ZM86 175V174H85ZM98 174H96V176H97ZM156 175V174H155ZM181 175H183V174H181ZM32 176V175H31ZM62 176V175H61ZM65 176V175H64ZM101 176V175H100ZM121 176V175H120ZM147 176V175H146ZM52 177H55L56 178V176H53L52 175ZM58 177V176H57ZM200 177V176H199ZM206 177V176H205ZM10 178V177H9ZM14 179H15V186H17L18 188H19V190H23L22 191V193H24L25 195H29L30 193H31V191H29V189H22L21 187H19L18 185H21V184H19V181L17 180V176H14L13 177ZM29 178V177H28ZM47 178H49V177H47ZM51 178V177H50ZM49 178V179H50ZM54 178V179H55ZM61 178V177H60ZM67 177H63L62 176V180H67L66 179ZM70 178V177H69ZM100 178V177H99ZM103 178V177H102ZM124 178V177H123ZM209 178V177H208ZM3 179V178H2ZM49 179H45V180H48V181H46V182H49L48 183V185H49V191H48V196H49V198L50 197H57V196H55L56 194H53L54 192H56L55 191V188L57 187V184H59L58 183V181H57V179H55V180H49ZM87 179V178H86ZM156 179V178H155ZM157 179H161L162 180V182H164L163 180H164V178H157ZM182 179H183V177H182ZM181 179V180H182ZM199 179V178H198ZM13 180V179H12ZM28 180V179H27ZM36 180V179H35ZM60 180V179H59ZM62 180H60V182H62ZM68 180H71V179H68ZM95 180V179H94ZM98 180V179H97ZM101 180V179H100ZM104 180V179H103ZM102 180V182H104ZM106 180V179H105ZM149 180V179H148ZM148 180H147V184H146V187L148 188V190H149V194H148V196L150 197L149 199H150V201L152 202V203H155L156 202V197L154 196L155 194H153V191L155 190V186H153L152 185V183H151V181L150 182H148ZM179 180H180V177H179ZM179 180H177V181H179ZM14 181V180H13ZM96 181V180H95ZM94 181V182H95ZM67 182V181H66ZM71 182V181H70ZM106 182V181H105ZM180 182H182V181H180ZM196 182V181H195ZM32 183H34V182H32ZM39 183V182H38ZM43 183V182H42ZM67 183H69V182H67ZM73 183V182H72ZM98 183H99V181H98ZM160 183H161V181H160ZM11 184V183H10ZM14 184V183H13ZM12 184V185H13ZM23 184V183H22ZM41 184V183H40ZM65 183H63V185H64ZM106 184H107V182H106ZM59 185H61V184H59ZM71 184L69 183L68 184V188H69V186H70ZM77 185V184H76ZM97 185V184H96ZM98 185H100V184H98ZM102 185V184H101ZM101 185H100V187H101ZM201 185V184H200ZM4 186V185H3ZM2 186V187H3ZM8 186V185H7ZM6 186V187H7ZM22 186V185H21ZM35 186V185H34ZM44 186V185H43ZM42 186V187H43ZM103 186H105L104 184H103ZM131 186V185H130ZM17 187H15V191H19V190H17L16 188ZM40 187V186H39ZM42 187H41V189H42ZM64 187V186H63ZM99 187V188H100ZM142 187V186H141ZM12 188H14V187H12ZM11 188V189H12ZM31 188V187H30ZM72 188V187H71ZM103 188V187H102ZM197 188V187H196ZM3 189H5V188H3ZM32 189H33V187H32ZM61 189H64V188H61ZM60 189V190H61ZM104 189V188H103ZM10 190V189H9ZM34 190V189H33ZM46 190H48V189H46ZM68 190V189H67ZM72 190V189H71ZM74 190V189H73ZM76 190V189H75ZM101 190V189H100ZM107 190V189H106ZM124 189H122V191H123ZM147 190V191H148ZM5 191H7V190H5ZM40 191V190H39ZM43 191V190H42ZM59 190L57 189V192H58ZM70 191V190H69ZM103 191V190H102ZM102 191H101V193H102ZM138 191H139V189H138ZM61 192H63V194L64 193H66V191H62L61 190ZM60 192V193H61ZM72 192V191H71ZM41 193V192H40ZM68 193V192H67ZM73 193H75V192H73ZM78 193V192H77ZM80 193V192H79ZM13 194V193H12ZM33 194V193H32ZM62 194V195H63ZM98 194V193H97ZM100 194V193H99ZM103 194V193H102ZM138 194V193H137ZM159 194V193H158ZM57 195H58V193H57ZM67 195V194H66ZM66 195H64V196H66ZM104 195V194H103ZM44 197L46 196V195H43ZM60 196V195H59ZM68 196H70V195H68ZM74 196H76L75 194H74ZM98 196V195H97ZM97 196H95L96 198H97ZM108 196V195H107ZM124 196V195H123ZM11 197V196H10ZM14 197V196H13ZM26 197V196H25ZM33 197V196H32ZM31 197V198H32ZM92 197V196H91ZM103 197V196H102ZM135 197V196H134ZM35 198H37V197H35ZM41 198V197H40ZM43 198V197H42ZM47 198V197H46ZM59 198V197H58ZM65 198V199H64ZM25 199V198H24ZM48 199V198H47ZM46 199V200H47ZM52 199H54V198H52ZM57 199V198H56ZM59 199H61V201H60V206L61 207H63V206H65L66 207V204H67V202L69 201V198H68V200H66V197H61V198H59ZM75 199V198H74ZM91 199V198H90ZM110 199V198H109ZM112 199V198H111ZM16 200V199H15ZM39 200V199H38ZM38 200H36V201H38ZM49 200V199H48ZM55 200V199H54ZM70 200H72V199H70ZM93 200H95V198L93 199ZM101 199H99L98 201H100ZM139 200V199H138ZM11 201V200H10ZM24 201V200H23ZM33 201V200H32ZM50 201V200H49ZM73 201H75V200H73ZM86 201V200H85ZM96 201H97V199H96ZM96 201H94V203L96 202ZM103 202H104V200H102ZM127 201V200H126ZM15 202V201H14ZM29 202V201H28ZM43 202H44V200H43ZM72 202V201H71ZM89 202V201H88ZM91 202V201H90ZM90 202H89V204H90ZM150 202V203H151ZM7 203V202H6ZM16 203V202H15ZM25 203V202H24ZM30 203V202H29ZM49 203V202H48ZM57 203V202H56ZM74 203V202H73ZM72 203V204H73ZM92 203H93V201H92ZM92 203H91V205H92ZM102 203V202H101ZM101 203H100V205H101ZM106 203V202H105ZM108 203V202H107ZM109 203H111L110 201H109ZM129 203V202H128ZM8 204V203H7ZM7 204L5 205V206H7ZM32 204V203H31ZM35 204H37V203H35ZM34 204V205H35ZM53 204H55V203H53ZM115 204V203H114ZM132 204V203H131ZM147 204V203H146ZM14 205V204H13ZM16 205V204H15ZM15 205H14V207H15ZM22 205V204H21ZM50 205V204H49ZM71 205V204H70ZM69 205V206H70ZM94 205H96V206H98L97 204H94ZM103 205V204H102ZM104 205H106V204H104ZM104 205L103 206H101V207H103L104 208ZM109 205V204H108ZM108 205H106V207L108 206ZM116 205V204H115ZM150 205V204H149ZM8 206H10V205H8ZM30 206V205H29ZM47 206V205H46ZM96 206H94L93 208H95ZM123 206V205H122ZM24 207V206H23ZM56 207V206H55ZM74 207V206H73ZM105 207V208H106ZM115 207V206H114ZM127 207V206H126ZM3 209H4V207H2ZM30 208V207H29ZM33 208V207H32ZM45 208V207H44ZM64 208V207H63ZM72 208V207H71ZM76 208V207H75ZM98 208V207H97ZM96 208V209H97ZM108 208H110V205L108 206ZM108 208H107V210H108ZM152 208V207H151ZM11 209H12V207H11ZM131 209V208H130ZM155 209H157V208H155ZM160 209V208H159ZM158 209V210H159ZM1 210V209H0ZM6 211L5 212H9V210H7V209H5ZM13 210V209H12ZM11 210V211H12ZM21 210V209H20ZM51 210V209H50ZM64 210V209H63ZM70 210V209H69ZM92 210H94V209H92ZM99 210V212L98 213H100V210L101 209H98ZM103 210V209H102ZM109 210H112V208L111 209H109ZM108 210V211H109ZM116 210H118V209H116ZM127 210V209H126ZM158 210H156V212L158 211ZM14 211V210H13ZM17 211H18V209H17ZM42 211V210H41ZM97 211V210H96ZM104 211V210H103ZM106 211V210H105ZM104 211V212H105ZM112 211H115V210H112ZM111 211V212H112ZM123 211V210H122ZM121 211V212H122ZM160 211V210H159ZM163 211V210H162ZM16 212V211H15ZM24 212V211H23ZM57 212H60V210H58ZM102 212V211H101ZM115 212H117V211H115ZM133 212V211H132ZM132 212H128V213H126V215L130 218V220L131 219H134V215H133V213ZM138 212V211H137ZM136 212V213H137ZM33 213V212H32ZM31 213V214H32ZM40 213V212H39ZM43 213V212H42ZM69 213V212H68ZM93 213H94V211H93ZM96 213V212H95ZM106 213V212H105ZM163 213V212H162ZM7 214V213H6ZM11 214V213H10ZM53 214V213H52ZM65 214H67V212L65 213ZM102 214V213H101ZM117 214V213H116ZM135 214V213H134ZM2 215V214H1ZM27 215V214H26ZM39 215V214H38ZM58 215V214H57ZM60 215H62V214H60ZM91 215H92V213H91ZM98 215V214H97ZM110 215V214H109ZM114 215H115V213H114ZM5 216V215H4ZM14 216V215H13ZM56 216V215H55ZM74 216V215H73ZM101 216H104V215H101ZM113 216V215H112ZM118 216V215H117ZM156 216V215H155ZM158 216V215H157ZM156 216V217H157ZM162 216H163V214H162ZM10 217H11V215H10ZM9 217V218H10ZM15 217H17V216H14V218ZM51 217V216H50ZM69 217V215L65 218V219H67ZM98 217V216H97ZM96 217V218H97ZM109 217V216H108ZM107 217V218H108ZM115 217V216H114ZM126 217V216H125ZM95 218V219H96ZM99 218V217H98ZM102 218V217H101ZM101 218H99V222L98 221H96V223H94L95 225H93V223H92V225L94 226L92 229H91V232H90V234L89 235H87L86 237H83L82 238V235H80L81 237H76L77 236V234L75 235V236H73V237H75V239H72L73 237H72V235H74V233H70L68 230L67 231H65L64 229L60 232L59 231V228L57 229V227L55 228V227H50L49 228V233H48V237L46 236V237H44V238H47L46 240H47V252L49 253V260L51 261V263L52 264H65V263H68V264H118V261L119 260H122V259H124L125 258V256H126V251H127V247L124 245V242L121 240V237H123V234H122V232L118 229H114V227H113V225H112V227L111 228H109V229H106V228H104V229H106V231L108 232V236L109 237H111L110 238V241H108L109 239L108 238H106L105 240L104 239H102V240H104V242L103 243H101V236H99L100 237V240H98L97 241V239H99V237H98V232H101L102 231V229H103V226H102V224H100V222L101 221H103ZM104 218V220H105V217H103ZM112 218V217H111ZM158 218V217H157ZM48 219V218H47ZM51 219V218H50ZM68 219H71V218H68ZM81 219H83V218H81ZM89 219V218H88ZM95 219H93V221H95ZM100 219H101V221H100ZM115 219V218H114ZM137 219V218H136ZM5 220V219H4ZM3 220V221H4ZM142 220V219H141ZM20 221V220H19ZM66 221H69V220H66ZM71 221H72V219H71ZM81 221V220H80ZM106 221V220H105ZM108 221V220H107ZM107 221H106V223H107ZM2 222V221H1ZM8 222H10V220H8ZM33 222V221H32ZM51 222V221H50ZM49 222V223H50ZM86 223L88 222V221H85ZM104 222V221H103ZM110 222H112V221H110ZM120 222V221H119ZM148 222V221H147ZM168 222V221H167ZM4 222H2V224H3ZM34 223H35V221H34ZM63 223V222H62ZM65 223V222H64ZM67 223V222H66ZM113 223V222H112ZM115 223V222H114ZM18 222L16 221V220H12L11 219V222H10V225L7 223V225H9V227H8V231L7 230H4V232L5 231H7V233L6 234H2V235H0V242L3 240L4 242H6V247L3 249V251H2V245H1V243H0V251H1V253H2V257H3V260L4 261H6L7 262V264H27V262L29 261L28 260V254H29V252L27 251V248L26 247H28L27 246V244H28V240L26 239V232H28L30 229L29 228H24L23 230H21L20 228V230L18 229ZM25 224H26V222H25ZM81 224V223H80ZM144 224V223H143ZM1 225V224H0ZM6 225V226H7ZM23 225V224H22ZM31 225V224H30ZM33 225V224H32ZM48 225V224H47ZM59 225V224H58ZM66 225H68V224H66ZM69 225H70V223H69ZM154 225V224H153ZM2 226V225H1ZM20 226V225H19ZM40 226V225H39ZM62 226V225H61ZM65 226V225H64ZM86 226V225H85ZM106 226H108L109 227V224L108 225H106ZM135 226V225H134ZM145 226H147V224L145 225ZM150 226V225H149ZM22 227V226H21ZM28 227V226H27ZM48 227H49V225H48ZM59 227H60V225H59ZM84 227V226H83ZM120 227V226H119ZM118 227V228H119ZM23 228V227H22ZM44 228V227H43ZM67 228V227H66ZM146 228V227H145ZM17 229H18V232H17ZM40 229H41V227H40ZM61 229V228H60ZM79 229V228H78ZM78 229H76L77 231H78ZM125 229V228H124ZM72 230V229H71ZM86 230V228L84 229V231ZM31 231V230H30ZM33 231V230H32ZM39 231V230H38ZM41 231V230H40ZM73 231V230H72ZM80 231L81 232H84V231H82L81 229H80ZM90 231V230H89ZM105 231V230H104ZM146 231V230H145ZM149 231V230H148ZM34 232H36V231H34ZM45 232V231H44ZM106 232V233H107ZM143 232V231H142ZM37 233V232H36ZM87 233V232H86ZM98 233V234H97ZM102 233V232H101ZM100 233V234H101ZM30 234V233H29ZM44 234V233H43ZM83 234V233H82ZM99 234V235H100ZM133 234V233H132ZM35 235V234H34ZM160 235V234H159ZM31 236V235H30ZM79 236V235H78ZM131 236V235H130ZM43 238V239H44ZM126 238H128V237H126ZM151 238V237H150ZM12 240V242H9V240ZM29 239V238H28ZM155 239V238H154ZM128 240H130V241H132L133 243L134 242H136L135 243V245L134 244H132L133 246L130 248V249H134L139 243L136 241L137 240V237L136 238H134V236L132 237H129L128 238ZM152 240V239H151ZM158 240V239H157ZM2 241V242H3ZM31 241V240H30ZM75 241V242H74ZM126 241V240H125ZM3 242V243H4ZM129 242V241H128ZM140 242V241H139ZM77 243L78 244V246H76L75 244ZM84 244V247H83V249H82V254H80V245L81 244ZM152 243V242H151ZM144 245H145V243H143ZM159 244V243H158ZM9 245V246H8ZM13 245H14V247L15 248H13ZM143 246V245H142ZM146 246V245H145ZM175 246V245H174ZM82 247V246H81ZM78 248H79V250H78ZM17 249V250H16ZM136 249V248H135ZM134 249V250H135ZM15 251V252H12V251ZM19 250V251H18ZM133 250V251H134ZM192 250V249H191ZM18 251V252H17ZM130 251L131 250H128V252L130 253ZM132 251V252H133ZM193 252V251H192ZM143 253V252H142ZM171 253H169V255H170ZM31 255V254H30ZM172 255V254H171ZM1 256V255H0ZM80 257L78 260H76L77 259V257ZM128 258V257H127ZM145 258V257H144ZM189 258V257H188ZM168 259V258H167ZM186 259V258H185ZM32 260V259H31ZM126 260V259H125ZM128 260V259H127ZM143 260V259H142ZM141 260V261H142ZM137 261V260H136ZM124 262V261H123ZM119 263H121V262H119ZM125 263V262H124ZM123 263V264H124ZM129 263H130V261H129ZM137 263V262H136ZM49 264V263H48ZM134 264V263H133Z\"/></svg>",
  "mask_w": 264,
  "mask_h": 264
}]
</instances>
